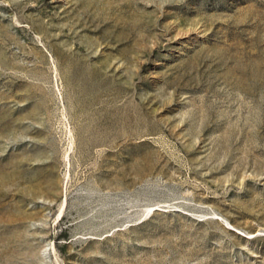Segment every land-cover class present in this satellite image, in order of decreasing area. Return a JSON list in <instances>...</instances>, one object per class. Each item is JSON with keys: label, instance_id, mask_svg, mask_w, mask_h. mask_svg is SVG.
Segmentation results:
<instances>
[{"label": "rangeland", "instance_id": "374dc122", "mask_svg": "<svg viewBox=\"0 0 264 264\" xmlns=\"http://www.w3.org/2000/svg\"><path fill=\"white\" fill-rule=\"evenodd\" d=\"M0 264H264V0H0Z\"/></svg>", "mask_w": 264, "mask_h": 264}]
</instances>
